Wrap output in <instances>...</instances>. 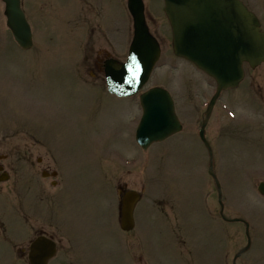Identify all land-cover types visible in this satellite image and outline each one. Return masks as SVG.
<instances>
[{"label":"rangeland","instance_id":"374dc122","mask_svg":"<svg viewBox=\"0 0 264 264\" xmlns=\"http://www.w3.org/2000/svg\"><path fill=\"white\" fill-rule=\"evenodd\" d=\"M245 1L264 29V0ZM23 4L34 33L30 52L16 44L0 0V153L15 149L12 159L17 161L32 150L35 159H43L41 171L55 170L50 157L56 158L61 184L46 193L19 185L13 196L0 194V221L9 238L22 243L40 215L64 239L52 264H232L249 238L251 247L237 264H264V197L257 191L264 181V108L253 101V93L225 96L214 110L215 121L225 128L215 162L225 216L249 224L247 233L244 224L221 219L209 156L197 139V115L215 84L173 55L165 18L160 15L154 27L163 33V56L144 90L153 85L166 89L186 130L145 152L134 139L142 114L138 96L109 94L98 69L110 56L123 61L128 55L132 20L120 0ZM254 79L264 86V74ZM239 114L252 126L228 131L225 125L237 122ZM19 130L34 136L5 135ZM36 137L41 145L33 143ZM14 170L22 175L21 168ZM123 186L144 195L132 233L118 223ZM0 264L24 263L0 245Z\"/></svg>","mask_w":264,"mask_h":264},{"label":"water","instance_id":"95a60500","mask_svg":"<svg viewBox=\"0 0 264 264\" xmlns=\"http://www.w3.org/2000/svg\"><path fill=\"white\" fill-rule=\"evenodd\" d=\"M5 3L7 26L24 50L33 46L32 31L21 0ZM165 13L173 30V47L177 56L188 59L212 76L218 92L211 102V111L222 90L236 87L244 76L243 63L256 67L264 62V32L257 17L240 0H164ZM135 36L127 63H106L110 93L117 96L135 95L147 82L160 57L159 46L149 34L141 0H130ZM143 119L137 131V141L147 149L153 142L163 141L180 130L173 101L167 91L154 88L141 95ZM203 126L200 136L204 137ZM4 175L0 181L7 179ZM264 195V183L259 186ZM128 192L123 200L124 230L133 228V209L139 200ZM32 264H48L54 254L51 242L38 240L33 247Z\"/></svg>","mask_w":264,"mask_h":264},{"label":"flooded vegetation","instance_id":"af4514ba","mask_svg":"<svg viewBox=\"0 0 264 264\" xmlns=\"http://www.w3.org/2000/svg\"><path fill=\"white\" fill-rule=\"evenodd\" d=\"M163 0H144L145 2V15H146V21L147 24L154 36H156L157 39L163 40L161 38L162 32H159L158 30H154V27H157L158 21L155 18V14L159 12ZM120 3L124 5L125 0H120ZM104 63H100L98 66L99 73H103ZM249 68V67H247ZM256 73L264 74V70H248L246 75V80L240 85V87L233 91H228L227 94L224 96H227L229 99H231L234 95L242 94L245 92L248 97L250 93H253L255 97V102H257L260 106L264 108V86H262L259 83H255L254 76ZM223 96V97H224ZM212 121V124L210 126V123ZM241 125H247L252 126V122L250 121H244L241 115L239 114V119L237 122L233 124H226V129L228 131H233L232 126H241ZM210 126V127H209ZM225 128H223L222 125H218V123L215 121L214 114L209 119L207 128H206V135L209 142L210 147L214 152L217 151V140L219 137H222V134H225ZM214 132V135L212 133ZM237 132V131H236ZM238 134H242L241 132H237ZM33 143H35L33 141ZM31 144V143H30ZM36 144V143H35ZM16 144H13L12 146H15ZM220 145V144H219ZM13 150L10 149L7 150L6 153H4L5 159L0 161V170L2 171H9L13 174L12 179L13 181L10 184H7L4 190L3 184H0V194L5 196H13V193L17 190V187L19 185H22L23 188H32L37 189L39 192H48V189L51 188H58L61 184V174L59 173V170L57 169V159L50 157L51 162L53 165H55L56 170L51 171V169L48 170H42L41 165L43 163V159L41 157L34 158V153L32 150L26 149L20 156H24L22 159H18L17 161L13 160L14 157ZM47 152V150H46ZM49 155L50 152H47ZM51 155V154H50ZM16 168L22 169V175H15ZM41 171V172H40ZM56 172L57 177L56 178H44L43 175L50 176L52 173ZM41 175V176H40ZM51 180L48 184L45 180ZM126 188V186H123ZM31 233L28 236V238H25L22 243H19L17 239L9 238L7 230L5 228V225L2 221H0V245L5 246L8 250L11 249L12 253L16 254V258L19 261H23L24 264H28L30 262V254H31V244L35 239H37L40 236H44L56 244L57 249V255L53 259L55 260L58 255L62 251V244L61 242L64 240L61 238V232L58 228L51 226L45 222L42 221L40 215H38L37 220L33 222L31 225ZM69 244V242H68ZM52 260V261H53ZM51 261V262H52Z\"/></svg>","mask_w":264,"mask_h":264}]
</instances>
